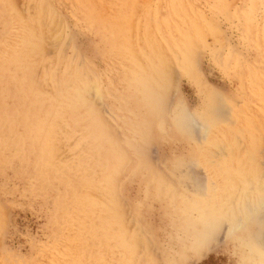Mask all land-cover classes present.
I'll return each instance as SVG.
<instances>
[{"label":"rangeland","instance_id":"rangeland-1","mask_svg":"<svg viewBox=\"0 0 264 264\" xmlns=\"http://www.w3.org/2000/svg\"><path fill=\"white\" fill-rule=\"evenodd\" d=\"M0 264H264V0H0Z\"/></svg>","mask_w":264,"mask_h":264},{"label":"bare ground","instance_id":"bare-ground-1","mask_svg":"<svg viewBox=\"0 0 264 264\" xmlns=\"http://www.w3.org/2000/svg\"><path fill=\"white\" fill-rule=\"evenodd\" d=\"M113 60H114V59H113ZM143 90H146V89H143ZM97 98H98V97H97ZM230 169H231V168H230ZM230 169H229V170H230ZM231 170H232V169H231ZM227 171H228V170H227ZM231 172L233 173V171H231ZM228 174H229V173H228ZM227 176L230 177V175H227ZM226 178H228V177H226ZM230 178L232 179V177H230ZM231 179H228V181L231 180ZM228 181H226V183H227ZM231 181H233V179H232ZM229 182H230V181H229ZM241 182H242V181H241ZM233 184H234V182H233ZM233 186H235V184H234ZM228 187H229V186H228ZM231 187H232V186H231ZM246 187H247V186H246ZM229 188H230V187H229ZM230 189H231V188H230ZM232 189H233V188H232ZM53 190H54V189H53ZM227 191H228V190H227ZM223 193H224V191H223ZM224 194H226V193H224ZM249 195H250V194H249ZM249 195L247 196V198H249ZM220 196H221V195H220ZM250 196H251V195H250ZM256 196H258L257 193H256ZM221 199H223V198H221ZM250 199H251V197H250ZM257 199H258V198H257ZM225 200H226V199H225ZM225 200H224V201H225ZM254 200H255V199H254ZM258 201H259V200H258ZM221 202H223V201H221ZM251 202H252V201H251ZM71 207H72V206H71ZM224 222H225V221H224ZM238 223H239V222H238Z\"/></svg>","mask_w":264,"mask_h":264}]
</instances>
